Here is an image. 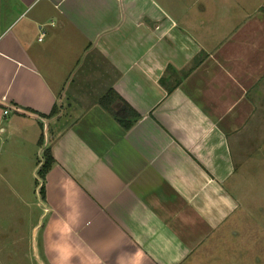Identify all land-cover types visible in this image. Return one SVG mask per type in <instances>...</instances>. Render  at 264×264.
I'll return each instance as SVG.
<instances>
[{
    "label": "crops",
    "instance_id": "1",
    "mask_svg": "<svg viewBox=\"0 0 264 264\" xmlns=\"http://www.w3.org/2000/svg\"><path fill=\"white\" fill-rule=\"evenodd\" d=\"M258 3L226 17L222 37L202 38L215 1L0 0V166L10 169L2 158L26 125L38 134L35 179L51 146L37 225L49 264H190L226 236L240 207L233 143L264 80ZM200 56L169 93L168 65ZM110 86L141 114L129 129L98 102ZM65 100L67 111L39 115Z\"/></svg>",
    "mask_w": 264,
    "mask_h": 264
},
{
    "label": "rangeland",
    "instance_id": "2",
    "mask_svg": "<svg viewBox=\"0 0 264 264\" xmlns=\"http://www.w3.org/2000/svg\"><path fill=\"white\" fill-rule=\"evenodd\" d=\"M199 1H215L212 18L201 25L202 30L198 33L202 38V32L205 36L222 37L232 28L222 24L227 21L226 17H238L236 14L244 11L240 8L243 5L248 9L258 5V1L264 3V0ZM228 5L230 16H226ZM233 5L238 7L234 9ZM258 87L254 94L257 115L244 133L235 138L238 145L233 143L237 171L229 187L240 201L239 212L230 217L224 229L226 236L215 245L213 252L207 254L206 250L200 249L190 264H264V80ZM67 104L66 100L63 101L55 113L67 111ZM41 122L44 124V140L49 139L50 143L49 121L41 119ZM24 123L34 126L30 120ZM26 128L25 142H9L10 147L16 145L20 148H12L15 152L2 158L1 164L11 165L10 169L0 166V174L3 176L7 171L10 180L9 183L0 178V264H49L44 252L43 225L37 227L45 208V195L40 189V195L36 193L35 188H40L43 180L39 175L36 179L32 175L39 158L38 134H35L36 127L30 130L31 127L26 125ZM37 130L40 139L43 130ZM11 138L21 142V137ZM43 152L39 153L40 157Z\"/></svg>",
    "mask_w": 264,
    "mask_h": 264
},
{
    "label": "trees",
    "instance_id": "3",
    "mask_svg": "<svg viewBox=\"0 0 264 264\" xmlns=\"http://www.w3.org/2000/svg\"><path fill=\"white\" fill-rule=\"evenodd\" d=\"M202 57H196L194 63L182 70L176 69L173 65H168L165 74L161 77V83L166 87L168 92H172L182 80L187 77L201 62ZM99 104L114 115L118 122L125 129H129L138 121L141 114L127 102L112 86L108 87L106 91L98 98ZM57 110V104L54 106L50 114L40 113L41 116L53 115ZM43 135L40 137V144H42ZM43 162L38 170L39 177L43 180L40 186V192L45 195V179L48 172L55 163V157L51 146H47L43 152Z\"/></svg>",
    "mask_w": 264,
    "mask_h": 264
},
{
    "label": "built area",
    "instance_id": "4",
    "mask_svg": "<svg viewBox=\"0 0 264 264\" xmlns=\"http://www.w3.org/2000/svg\"><path fill=\"white\" fill-rule=\"evenodd\" d=\"M43 35H44V32H42V34H41V36H40V39H42ZM6 112H7V111H6Z\"/></svg>",
    "mask_w": 264,
    "mask_h": 264
}]
</instances>
